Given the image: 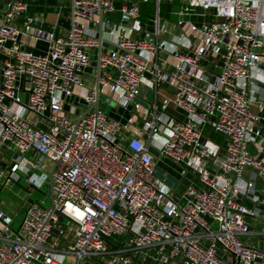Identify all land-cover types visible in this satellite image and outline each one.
Masks as SVG:
<instances>
[{
	"label": "built area",
	"instance_id": "built-area-1",
	"mask_svg": "<svg viewBox=\"0 0 264 264\" xmlns=\"http://www.w3.org/2000/svg\"><path fill=\"white\" fill-rule=\"evenodd\" d=\"M156 1L145 23L138 0H70L65 34L28 14L25 0L5 3L0 188L51 180L53 200L32 203L18 229L0 208V264H65L67 255L76 264H136L142 252L155 264H264V250L242 240L260 233L248 218L261 216L264 201V149H249L264 135V89L254 75L264 57V0H179L175 23ZM101 24L115 47L100 54L95 108L87 70L97 78L91 55ZM25 38L47 50L27 48ZM211 59L222 61L215 75ZM160 86L169 92L161 100ZM144 88L154 91L148 106L139 101ZM101 95L124 113H106ZM161 158L181 166V190L157 176Z\"/></svg>",
	"mask_w": 264,
	"mask_h": 264
},
{
	"label": "crops",
	"instance_id": "crops-1",
	"mask_svg": "<svg viewBox=\"0 0 264 264\" xmlns=\"http://www.w3.org/2000/svg\"><path fill=\"white\" fill-rule=\"evenodd\" d=\"M7 1L9 0H0V19H2L3 17L2 10ZM25 1L28 4V14L40 16L44 20L45 25L49 28H52L55 26L58 34L66 33L70 25V21H69L70 0H25ZM116 1H117L118 6L123 4V0H116ZM167 1L168 2L170 1L171 4H174L175 3L174 1L176 0H167ZM170 13H171V10L169 11V14L163 18H166L169 20ZM116 17L118 18L119 16H116ZM23 41H24V45L27 48L32 49L36 52L41 53L47 50V43L42 40L33 41V40H30L29 38H25ZM109 45H113V48H114L115 42L112 40H106L103 44L102 50L106 52L112 49V48H109ZM92 53L94 55L93 60L96 65L98 55H99V48L92 50ZM221 64H222V61L220 59H211L207 64L209 72L212 75H215L218 72V69L220 68ZM87 71H88L89 89L94 88L96 87V77L94 76V67L89 68ZM254 75L256 76L257 86L261 89H264V57L262 58L259 70L255 71ZM159 90H160V96H159L160 100L162 99L163 94H166V95L169 94V92L166 90V88H164V86H160ZM147 92H148V89L144 88L143 94L145 97H146ZM100 106H101V103H100ZM251 110L253 112H259L257 105H253ZM170 111L172 113H175L173 110H170ZM121 113H124V110H123V107L118 104V106H114L112 108L109 115L114 118H119ZM127 137H128V134H125V138ZM259 147H262L264 149V135L257 139V145L250 144L249 149L253 154H257ZM158 165L165 168L168 173L175 174V176L180 180L179 189L181 190V187L185 185L186 181L185 180L183 182L181 181L182 176L180 173V169L173 162L165 158H161L158 162ZM257 194L261 198L264 197V180L258 181ZM257 206L260 207V209L262 210L261 216L258 218H248V221L251 224V226L254 229H257L260 233L254 237L253 236H243L242 240L249 245H254L264 250V201L259 202ZM135 255H136L135 256L136 264H155L152 260H150V258L147 256L146 253H143V252L135 253ZM97 261L98 260H95V261L88 260L85 264H97L98 263Z\"/></svg>",
	"mask_w": 264,
	"mask_h": 264
},
{
	"label": "rangeland",
	"instance_id": "rangeland-1",
	"mask_svg": "<svg viewBox=\"0 0 264 264\" xmlns=\"http://www.w3.org/2000/svg\"><path fill=\"white\" fill-rule=\"evenodd\" d=\"M170 2V1H169ZM172 4L171 13L169 20L172 23H175L179 19L178 11L180 10V2L178 0L174 1ZM109 48H113V45H109ZM94 57V55H91ZM146 100H139L143 105L148 106V102L154 99V91L149 89L146 94ZM100 103L102 109L106 113H110L114 106H118V103L109 99L106 95H101ZM81 108H87L88 105L86 103H82L80 105ZM205 138H207L205 136ZM13 152H10V155H13ZM178 168L181 166L178 165ZM156 174L161 179H166V181L175 185L176 188L180 187V180L175 176V174L168 173L165 168L160 165L156 167ZM51 188L49 185L43 186L41 189L29 188V184L22 178L18 182H11L7 185L3 186L0 190V208L4 209L6 212L14 216L15 222L13 227L18 229L22 219L24 217L25 211L32 205V203H36L38 201L44 207H50L52 205V200L50 199ZM65 243L62 244L65 247ZM93 261L98 260L97 264H108L105 259L96 258L92 259ZM88 260L84 261L82 264H85ZM65 264H76V257L74 255H67Z\"/></svg>",
	"mask_w": 264,
	"mask_h": 264
},
{
	"label": "trees",
	"instance_id": "trees-1",
	"mask_svg": "<svg viewBox=\"0 0 264 264\" xmlns=\"http://www.w3.org/2000/svg\"><path fill=\"white\" fill-rule=\"evenodd\" d=\"M140 12H141V19L143 22H149L150 18L155 15L158 7V3L156 0H138ZM172 4L167 0H161L159 4L160 15L162 17H166L171 10ZM205 133L209 134L211 138L216 142L222 141V135L218 132H212L210 127L205 129Z\"/></svg>",
	"mask_w": 264,
	"mask_h": 264
},
{
	"label": "water",
	"instance_id": "water-1",
	"mask_svg": "<svg viewBox=\"0 0 264 264\" xmlns=\"http://www.w3.org/2000/svg\"><path fill=\"white\" fill-rule=\"evenodd\" d=\"M103 42H105V39L103 38V30H102V24L100 25V29H99V56H98V60H97V78H96V91H97V99L95 102V105L93 107L95 108H99V75L101 73V68H100V54L102 52V44ZM51 188V195H50V199L53 200V196H52V181L50 180L49 184H48ZM36 203H38V201H36ZM60 220L64 221V216L61 215L60 216Z\"/></svg>",
	"mask_w": 264,
	"mask_h": 264
}]
</instances>
